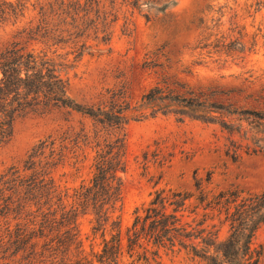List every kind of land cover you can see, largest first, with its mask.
Here are the masks:
<instances>
[{
    "label": "rangeland",
    "instance_id": "1",
    "mask_svg": "<svg viewBox=\"0 0 264 264\" xmlns=\"http://www.w3.org/2000/svg\"><path fill=\"white\" fill-rule=\"evenodd\" d=\"M137 1L25 0L21 15L0 22V49L18 42L66 63L61 73L77 104L129 105L120 130L61 106L17 116L0 145V175L10 168L27 175L29 155L43 143L30 160L69 204L75 189L89 182L96 151L122 136L121 197L103 231H93L92 210L78 217L83 254L99 252L103 239L118 230L119 264H130L137 254L130 257L126 247L134 210L156 191H181L190 194L179 212L181 223L196 237L171 248L141 243L148 256L158 249L152 264H206L191 245L209 254L228 237L218 198L264 189V0H172L165 8L168 0L153 6ZM39 25L63 41L28 39L27 31ZM155 86L162 88L158 98L143 101ZM207 116L213 119L202 118ZM34 209L0 217V264H63L60 252L45 249L44 237L23 238L16 251L18 227L28 232L41 220ZM251 248L264 264V222Z\"/></svg>",
    "mask_w": 264,
    "mask_h": 264
},
{
    "label": "trees",
    "instance_id": "2",
    "mask_svg": "<svg viewBox=\"0 0 264 264\" xmlns=\"http://www.w3.org/2000/svg\"><path fill=\"white\" fill-rule=\"evenodd\" d=\"M163 4L165 8L169 2ZM138 5V1L134 0ZM153 6L155 0L143 2ZM25 8V0H0V22L12 16L17 18ZM43 6L40 7L42 9ZM44 11L42 15H44ZM54 32V31H53ZM27 38L46 45L63 41L61 36H54L47 28L36 26L27 31ZM58 35V34H55ZM78 54L75 55L77 57ZM66 63L49 54L46 50H32L18 42L0 49V145L11 135L12 122L20 115L36 112L48 106L66 107L86 114L103 126L123 128L129 118L126 115L129 105L111 104L109 107H84L74 102L67 94V79L62 75ZM162 88L155 86L143 96V101L152 102L158 98ZM196 109L197 104H190ZM198 117V116H197ZM200 117V116H199ZM209 117V118H208ZM203 119H213L207 116ZM44 147L40 143L29 155L27 175H20L17 170L9 169L0 175V217L10 214L22 215L34 206L41 220L30 231L20 228L16 251L21 248L23 238L44 237L45 249L62 254L63 264H119L123 253L118 230L110 238L103 239L99 252L91 257L84 255L79 237L78 217L92 210L96 214L94 232L103 231L110 219V211L121 197V172L125 171V146L122 136L106 141L94 157V171L87 184H81L72 195V203L66 204L63 194L57 191L55 183L48 173L35 168V161L30 160L41 154ZM40 151V152H39ZM49 162H46L48 164ZM198 183V182H197ZM196 187L200 186L196 184ZM187 192L164 190L156 191L147 205L134 210V218L127 229V250L132 257L130 264H152L158 257V249L148 256V249L141 240L159 247H173L176 243L186 245V240L196 237L181 223L179 212L184 207ZM234 191L230 197L221 199L225 208V218L229 222L230 232L213 253L197 249L191 245L193 253L206 259V264H259V253L251 248V239L259 225L264 222V189L258 193H248L239 197ZM30 211L26 214H32ZM36 224V223H34ZM112 224L117 222L113 221ZM103 234V233H102ZM25 240V239H24ZM34 245V243H33ZM142 248L143 252L137 249ZM159 264V263H158Z\"/></svg>",
    "mask_w": 264,
    "mask_h": 264
}]
</instances>
